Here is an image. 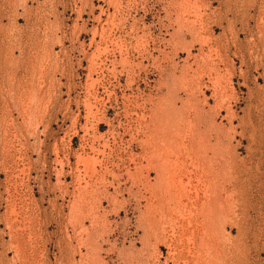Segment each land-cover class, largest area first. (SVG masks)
<instances>
[{
  "label": "rangeland",
  "instance_id": "374dc122",
  "mask_svg": "<svg viewBox=\"0 0 264 264\" xmlns=\"http://www.w3.org/2000/svg\"><path fill=\"white\" fill-rule=\"evenodd\" d=\"M0 264H264V0H0Z\"/></svg>",
  "mask_w": 264,
  "mask_h": 264
}]
</instances>
